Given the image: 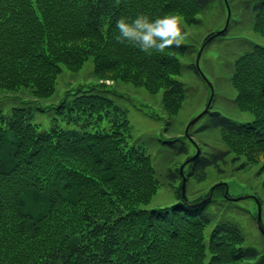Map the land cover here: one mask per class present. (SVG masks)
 Returning <instances> with one entry per match:
<instances>
[{
    "label": "trees",
    "instance_id": "obj_1",
    "mask_svg": "<svg viewBox=\"0 0 264 264\" xmlns=\"http://www.w3.org/2000/svg\"><path fill=\"white\" fill-rule=\"evenodd\" d=\"M214 1L121 0L117 7L114 0H0V88L28 87L48 97L63 66L78 70L92 58L98 82L67 89L54 108L66 120L82 115L99 124L66 127L55 116L40 130L29 108L14 105L8 115L0 110V264H264V252L245 245L242 227L229 217L221 216L206 238L214 199L198 204L205 196H184L179 167L167 173L180 178L173 185L177 200L145 206L159 185L156 169L144 148L127 141L129 119L118 113L104 81L161 91L162 108L177 114L186 97L179 75L184 68L198 72L195 62L180 58L191 52L190 44L149 56L118 43L116 23L140 14H174L191 25ZM244 3L253 29L264 36V0ZM230 78L236 106L253 118L237 120L209 105L195 130L218 129L225 147L200 151L187 162L185 181L203 178L208 166H219L229 153L232 160L242 158L238 168L261 162L264 170L263 43L251 41L236 56ZM164 142L188 153L180 137ZM225 187L217 182L214 189Z\"/></svg>",
    "mask_w": 264,
    "mask_h": 264
},
{
    "label": "rangeland",
    "instance_id": "obj_2",
    "mask_svg": "<svg viewBox=\"0 0 264 264\" xmlns=\"http://www.w3.org/2000/svg\"><path fill=\"white\" fill-rule=\"evenodd\" d=\"M244 1L215 0L208 8L198 13V22L187 25L192 33L187 43L192 50L180 58L186 63L195 62L198 49L205 43L199 58V66L208 80L199 70L195 72L191 68H184L179 79L186 87V97L177 114L169 115L162 108L161 91L152 93L143 86L120 79L104 80L110 83L108 88L111 90L107 94L119 107L118 113L124 111L129 119L127 141L129 144L144 148L151 155L156 169L159 185L151 200L145 204L146 207L170 205L177 200L173 185H179L180 178L171 179L167 175L170 169L175 171L176 167L180 169L182 165L183 169L186 163L193 159L188 160V158L200 151L225 147L218 129L195 130L203 122V118L198 117L189 124L193 117L204 110L208 101L211 105L210 109L219 110L234 119L244 121L253 118L251 112L240 110L236 106L234 101L236 89L230 78L236 56L249 48L251 41L264 44V36L252 27V15L245 8ZM227 4L230 7L228 22ZM226 23L229 24L226 34H214L205 39L209 32L216 33L223 29ZM208 81L211 82L212 87ZM97 82L98 79L93 74V61L89 58L78 70L63 66L51 96L37 97L28 87L19 90L0 88V110L8 115L14 105L29 108L40 130L48 129L55 121V116L59 117V122L66 127L96 129L99 128V124L94 117L87 118L81 115L76 120H66V117L63 118V113L56 112L54 106L64 97L67 89L74 91L77 87H87ZM173 137H180L185 141L188 153H176L167 147L164 140ZM232 156L233 154L229 153L226 161L221 162L219 166H208L203 178L188 176L185 181V195L187 193L189 199L198 196H205L200 199L205 201L211 197L214 199V202L208 205V210L213 216L205 227L206 238L213 224L221 216H226L242 227L245 245L264 252V189L262 187L264 170L259 171L261 162L249 163L245 167L238 168L242 158L232 160ZM217 182L225 183V192L214 189ZM258 201L261 206L259 220H257Z\"/></svg>",
    "mask_w": 264,
    "mask_h": 264
},
{
    "label": "clouds",
    "instance_id": "obj_3",
    "mask_svg": "<svg viewBox=\"0 0 264 264\" xmlns=\"http://www.w3.org/2000/svg\"><path fill=\"white\" fill-rule=\"evenodd\" d=\"M115 6L121 0H114ZM118 43H127L151 56L153 52L163 53L166 49L184 45L192 33L187 28L181 15L165 14L152 19L150 16L140 14L131 21L120 18L116 23Z\"/></svg>",
    "mask_w": 264,
    "mask_h": 264
},
{
    "label": "water",
    "instance_id": "obj_4",
    "mask_svg": "<svg viewBox=\"0 0 264 264\" xmlns=\"http://www.w3.org/2000/svg\"><path fill=\"white\" fill-rule=\"evenodd\" d=\"M226 1V0H225ZM227 3V2H226ZM227 22H228V20H229V16H230V7H229V5L227 4ZM226 26H227V23H226V25H225V27L223 28V29H220V30H218L215 34H220L221 32H223V30L226 28ZM204 44L205 43H203L202 44V46L198 49V51H197V55H196V59H195V64H196V67L198 68V70L200 71V73L203 75V77L204 78H206L207 79V77H206V75L203 73V71L200 69V66H199V58H200V55H201V52H202V49H203V46H204ZM208 80V79H207ZM209 82V84L211 85V87H212V84H211V82L210 81H208ZM208 106H209V101H208V103L206 104V106H205V108H204V110L201 112V113H199L198 115H196L195 117H193L190 121H189V124L190 123H193L198 117H200L201 116V114L206 110V109H208ZM197 155V153L196 154H194L193 156H191L190 158H188V160H191L193 157H195ZM183 166V165H182ZM182 166H181V168H180V172H181V174H182V185H181V192H182V194L185 196V175H184V172H183V169H182ZM210 197V196H209ZM234 198H237V197H234ZM205 201V199H203V200H200V201H198L197 203L199 204V203H202V202H204ZM260 210H261V206H260V203H259V201H258V214H257V220H259L260 219ZM261 226V225H260ZM262 227V226H261Z\"/></svg>",
    "mask_w": 264,
    "mask_h": 264
}]
</instances>
